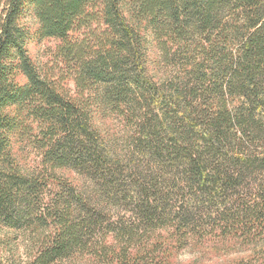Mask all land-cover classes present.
I'll return each instance as SVG.
<instances>
[{"label":"trees","instance_id":"1","mask_svg":"<svg viewBox=\"0 0 264 264\" xmlns=\"http://www.w3.org/2000/svg\"><path fill=\"white\" fill-rule=\"evenodd\" d=\"M50 39L44 71L29 45ZM3 231L28 237L25 264H172L190 246L264 264V0H0L12 264Z\"/></svg>","mask_w":264,"mask_h":264},{"label":"rangeland","instance_id":"2","mask_svg":"<svg viewBox=\"0 0 264 264\" xmlns=\"http://www.w3.org/2000/svg\"><path fill=\"white\" fill-rule=\"evenodd\" d=\"M27 23L32 27H36V22L33 19H28ZM59 41L55 39L43 40L38 44H30L29 50L32 58L44 71H49L54 65V51ZM150 53L154 55V48L151 45ZM52 75H58V72L51 70ZM66 87L71 91L75 92V85L72 80L66 82ZM16 156L20 160L21 165L27 169L39 168L40 156L33 148L29 146L15 147ZM65 176H70L75 181H84L79 175L75 173L65 172ZM2 234L6 235L9 239V247L7 251L3 253L5 260L12 264H25L30 259L32 245L30 240L25 238L22 233H14L11 231H3ZM241 251L233 250L231 252H221L211 248L205 249L202 247L190 246L181 252L175 254L172 258V264H230L233 260L241 256ZM77 264H85L77 263Z\"/></svg>","mask_w":264,"mask_h":264}]
</instances>
